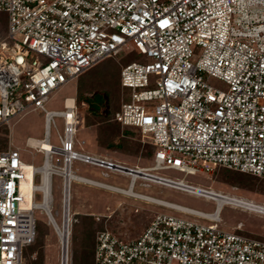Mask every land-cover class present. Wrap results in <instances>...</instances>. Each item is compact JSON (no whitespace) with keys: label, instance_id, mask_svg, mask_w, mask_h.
<instances>
[{"label":"built area","instance_id":"2783aa9c","mask_svg":"<svg viewBox=\"0 0 264 264\" xmlns=\"http://www.w3.org/2000/svg\"><path fill=\"white\" fill-rule=\"evenodd\" d=\"M0 12L9 20L8 37L0 38V128L31 111L44 113V138L28 137L23 149L42 154L41 165L23 162L20 147L0 153V264H24L25 248L36 240L37 210L54 217L56 231L66 227L70 243L81 214L71 211L75 182L164 210L130 241L100 231L94 264H264V239L241 221L225 230L221 215L229 206L264 217V205L185 180L219 168L264 180V0H0ZM129 49L148 62L122 66L121 86L130 89V100L114 121L140 130L153 145L146 167L84 151L76 99L72 108L67 99L62 111L46 108L59 89ZM210 78L227 88L215 87ZM56 118L63 120L62 133ZM52 128L59 144L51 143ZM76 163L101 169L105 178L120 174L129 185L80 175ZM29 167L31 202L23 189ZM167 170L185 176L161 174ZM54 177L62 179L60 225L53 211ZM136 184L178 190L214 208L139 193Z\"/></svg>","mask_w":264,"mask_h":264},{"label":"rangeland","instance_id":"374dc122","mask_svg":"<svg viewBox=\"0 0 264 264\" xmlns=\"http://www.w3.org/2000/svg\"><path fill=\"white\" fill-rule=\"evenodd\" d=\"M8 14L0 12V38L7 39L8 37ZM201 56L200 51H197L192 61L195 63ZM131 62H148L147 58L140 55L133 49L125 50L119 55L108 58L99 63L92 69L80 75L76 80L68 83L53 94L50 100L46 103L48 110L62 111L64 110L65 98H78L79 92L93 91L96 94L92 102L109 103L110 112L106 119L95 118L87 112L84 105H80L77 101V112L81 116L80 130L77 134L79 141L85 140L83 146L84 151L94 152L100 155H106L110 158L136 164L143 167L151 166L153 148L147 139L143 138L140 130L131 128L119 127V139L115 142L125 141L126 146H112L113 148L106 149L107 146L103 139L107 124H112L109 119L114 120L115 113L119 111L122 102L130 100V89L122 88L120 73L122 66ZM209 83L218 88H227V86L215 79L210 78ZM102 117H104L102 115ZM59 131L63 132V120L56 118ZM28 137L36 139L44 138V113L41 111H31L26 115H21L15 118L10 125L0 128V153L9 148H22V161L27 164L39 166L42 163L43 156L39 153L30 154L24 151L25 141ZM51 143L59 144L57 132L55 128L51 130ZM104 146V147H103ZM78 167L80 175L98 179L102 182L127 188L129 179L120 174H111V177L105 178L101 175V169L83 166L80 163L75 164ZM162 175L170 178H184V174L175 170H167L161 172ZM189 183L199 185L204 188H209L215 191H220L229 194H237L247 199L256 201L264 205V180L252 176L250 174L241 173L238 171L219 168L215 172L206 171L199 172L196 175H187L185 177ZM232 187H238L239 191L233 192ZM61 189L62 179L59 177L53 178V211L57 223L61 224V215H56V212H61ZM136 192L164 199L167 201L179 203L191 208L203 211H212L214 203L207 202L202 198H197L193 195L184 192L166 188L164 186L152 184L148 188L140 187L136 184ZM92 188L82 184L73 183L71 186V211L80 212L76 218L78 222L74 225L78 232H82L83 221L82 216H87L91 213L99 216L100 219L95 223V237L102 230H108L117 238L123 241H130L138 238L144 229L151 223L155 213L164 211L161 208L144 203L136 199L124 197L114 192ZM40 201V197L37 198ZM222 218L226 225L225 230H231L237 222L241 221L245 225V230L258 238L264 239V217L248 212L234 210L226 206L222 212ZM37 223L44 232L43 264H61L62 245L60 237L56 232L52 223H50L47 215L43 211H36ZM94 218V217H93ZM78 226V227H76ZM71 234L70 240V263L73 264V253L75 258L74 264H82L79 247L82 246L80 233ZM34 245L26 247L24 251L25 264H30L35 260L37 254L34 252ZM93 261V257L91 258ZM88 260L89 257H88ZM93 263V262H92Z\"/></svg>","mask_w":264,"mask_h":264},{"label":"trees","instance_id":"16d2710c","mask_svg":"<svg viewBox=\"0 0 264 264\" xmlns=\"http://www.w3.org/2000/svg\"><path fill=\"white\" fill-rule=\"evenodd\" d=\"M97 93L91 91H83V92H79L78 94V98L77 101L80 102V105H87V112H89L90 115L94 116L95 118H99V119H107L109 116V112H110V107H109V103L105 102V99L103 100V103H98V102H92V100L95 98ZM102 115L104 117H102ZM109 121L112 124H107L106 125V132L104 133L103 139L105 140L106 143V149L109 148H113L112 146H116L117 148L119 146H126V142L123 141H116L115 139H119V127L120 124L117 123L116 121L109 119ZM122 128V127H121ZM153 148V151H151V154H154L155 148L153 147V145H151ZM104 147V146H103ZM94 217V218H93ZM83 221H81V226L82 228V232H78L77 229H75V226L73 227L72 230V235L73 233H80L81 237L80 239L82 240V246L79 247V251H80V256H81V262L82 264H94V251H95V246H96V237H95V232L96 229L94 228L95 223H97L98 221H100L99 218H97V216L94 215H87V216H82ZM78 227V226H76ZM44 232L42 231L41 227L38 225L37 223V233H36V240L34 245V252L36 255L35 260L32 261V263L30 264H43L44 261V251L43 249V236ZM32 246V245H31ZM88 257L90 260H88ZM93 257V261L92 258ZM93 262V263H92ZM75 263V258H74V253H73V264ZM25 264V263H24Z\"/></svg>","mask_w":264,"mask_h":264},{"label":"bare ground","instance_id":"6f19581e","mask_svg":"<svg viewBox=\"0 0 264 264\" xmlns=\"http://www.w3.org/2000/svg\"><path fill=\"white\" fill-rule=\"evenodd\" d=\"M73 104H74V98H68L67 99V105H68V108H72L73 107ZM67 117L69 120L72 121V111H70L68 114H67ZM46 149L50 147L49 144H47L46 142L44 143H41ZM33 174H34V169L33 168H27V176H28V179L30 182H26L24 183L23 185V189L24 191L26 192L27 194V197L29 199V201L31 202V197H32V190H33V187H34V183H33ZM44 174H45V177L47 176V171L44 170ZM108 192V191H107ZM71 199H72V195H71ZM80 214V212H79ZM47 215V214H46ZM50 223H52L54 225V217H50V216H47ZM60 237V242H61V245H62V264H70V243L68 244L67 243V236H68V233H67V230H66V227H65V230L63 231H56Z\"/></svg>","mask_w":264,"mask_h":264},{"label":"crops","instance_id":"0c3cea01","mask_svg":"<svg viewBox=\"0 0 264 264\" xmlns=\"http://www.w3.org/2000/svg\"><path fill=\"white\" fill-rule=\"evenodd\" d=\"M65 99H67V98H65ZM74 99H76V101H77V98L76 97H74ZM34 138V137H33ZM85 141V140H84ZM85 144H86V141H85ZM90 152V151H89ZM91 153H94V152H91ZM94 154H97V153H94Z\"/></svg>","mask_w":264,"mask_h":264}]
</instances>
